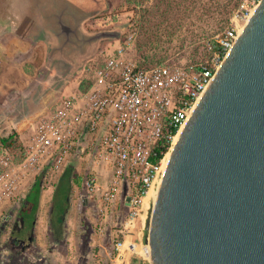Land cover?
<instances>
[{"label": "built area", "instance_id": "obj_1", "mask_svg": "<svg viewBox=\"0 0 264 264\" xmlns=\"http://www.w3.org/2000/svg\"><path fill=\"white\" fill-rule=\"evenodd\" d=\"M259 2L243 0L233 24L207 43L197 62L143 66L127 58L124 47L106 50L88 67L90 87L64 97L44 116L21 158L0 148V228L19 225L36 179L44 174L43 189L51 190L74 157L88 163L74 184L85 235L95 234L119 257L129 251L149 264V193L157 191L177 135Z\"/></svg>", "mask_w": 264, "mask_h": 264}, {"label": "water", "instance_id": "obj_2", "mask_svg": "<svg viewBox=\"0 0 264 264\" xmlns=\"http://www.w3.org/2000/svg\"><path fill=\"white\" fill-rule=\"evenodd\" d=\"M149 264H264V0L172 148Z\"/></svg>", "mask_w": 264, "mask_h": 264}, {"label": "rangeland", "instance_id": "obj_3", "mask_svg": "<svg viewBox=\"0 0 264 264\" xmlns=\"http://www.w3.org/2000/svg\"><path fill=\"white\" fill-rule=\"evenodd\" d=\"M75 1L88 2L89 7L97 4L96 0ZM242 1L98 0L99 10L87 25L90 34L98 37L92 43L91 56L81 63L83 72L79 73L58 58L50 62L52 70L39 68L45 55L42 51H48V48L43 45L48 46V36L41 38L39 46L34 45L37 46L36 51L32 44L31 53L26 51L27 53L22 54L19 51L22 46L17 47L16 39L9 35L11 26L17 28L15 22L9 19L11 12L15 11L17 6L15 0H0V139L12 133L15 122L27 120L25 127L21 128L20 132L17 131L18 142L13 149L16 156L21 154L20 145L24 146L29 142L34 128L44 116L53 112L64 97L73 93L61 94L65 86L62 82L67 77L79 76L81 85L87 90L90 87L87 79L88 67L101 62L108 49L124 47L125 56L143 66L167 61L175 63L199 61L206 55L207 43L233 24V18ZM73 40L77 41L78 49L87 44V37L82 34L79 37H73ZM10 60H19L17 62L25 66L26 72L13 66ZM50 71L55 75L52 76ZM71 88L77 91L75 85ZM87 165V161L75 160L73 157L55 187L48 191L43 189L37 215L39 227L33 236L34 250L39 252L34 261L35 264H43L42 255L48 254V242L53 236L51 214L54 196L62 175L69 169L74 182L70 192L68 212L72 209L75 212L72 216L73 221L77 218L82 220L80 217L82 213L79 212L81 209L74 202V184L77 177L83 176ZM150 215L151 210L145 231L146 236ZM15 225L9 226L7 230L0 228V252L3 254L2 259L0 257V264L13 263L9 262L11 258L9 259L8 256L17 252L10 242Z\"/></svg>", "mask_w": 264, "mask_h": 264}, {"label": "crops", "instance_id": "obj_4", "mask_svg": "<svg viewBox=\"0 0 264 264\" xmlns=\"http://www.w3.org/2000/svg\"><path fill=\"white\" fill-rule=\"evenodd\" d=\"M96 1V6L89 7L88 5L90 3H79L75 0H15L17 6L15 7V11L11 12L9 19L15 22L17 28H12L11 26L9 35L16 39L17 47L22 46L19 49L22 54L27 53L26 51L31 53L32 44L33 47H35L34 45L39 46L38 43L41 38L48 36V46L43 44L48 48V51H42L45 55L43 63L39 68L52 70L50 62L58 58L81 73L83 72V64L81 63H84L91 56L92 43L98 37L95 35L92 36L87 27L90 21L93 20L95 13L99 10L98 0ZM80 34L87 37V44L83 48L78 49L79 46H76L77 41H74L73 37H79ZM36 49L37 46L34 50L36 51ZM10 61L13 66L26 72L25 66H21V62H17L19 60ZM51 75L53 76L55 74L51 72ZM62 83L65 85L61 91L63 95L72 92L71 95H73L79 91H84L81 90L79 76L67 77ZM72 85L76 86L77 91L71 88ZM15 124V130L20 132L21 128L27 124V120L15 122ZM75 160L77 159L75 158ZM42 197L43 193L41 200ZM73 212L72 209L66 215V235L64 239L57 241L53 236L50 237L51 239H49L47 249L48 254L42 255L43 264H99L101 260L103 263L108 262L109 264H148L142 256H135L129 251L124 252L123 257L117 256L109 244L99 239L93 233H89L87 237L85 235L86 230L83 221L79 218L76 221L72 220ZM79 212L82 213L80 217L83 219L85 216L84 213L82 211ZM38 227V221L36 220L34 232L37 231ZM141 236L140 245L142 241L145 242L147 239L145 234ZM13 256L20 264H35L32 259L33 257L29 253L26 254L17 249V252L10 254L8 257Z\"/></svg>", "mask_w": 264, "mask_h": 264}, {"label": "trees", "instance_id": "obj_5", "mask_svg": "<svg viewBox=\"0 0 264 264\" xmlns=\"http://www.w3.org/2000/svg\"><path fill=\"white\" fill-rule=\"evenodd\" d=\"M81 90H86V88L81 85ZM17 135L18 133L14 129L8 136L2 137L0 139L1 147L14 149L18 142ZM20 148L22 150L21 154L18 155V158L22 157L24 151V146L20 145ZM43 178L44 174L39 176L32 185L25 199L23 207L19 212L20 224L16 226L14 232L10 237V242L13 247L15 249H18L20 252L31 254V257H33L32 259L34 261L36 259V256L39 255V252L34 250L35 246L33 240V232L40 208L41 196L43 193ZM73 182L74 179H72V174L69 169L62 175L60 179V185L54 196V204L51 214V228L53 238L57 241H62L66 235L65 219L70 204V192L73 187Z\"/></svg>", "mask_w": 264, "mask_h": 264}, {"label": "bare ground", "instance_id": "obj_6", "mask_svg": "<svg viewBox=\"0 0 264 264\" xmlns=\"http://www.w3.org/2000/svg\"><path fill=\"white\" fill-rule=\"evenodd\" d=\"M182 130H183V129H182ZM182 130H181V132L177 135V137H176V142H177V140L179 139V137H180V135H181V133H182ZM169 155H170V153L167 155V157H166V159H165V162H167V159H168ZM156 196H157V191L152 189V190L150 191V193H149V196H148L147 200H149V199L152 198V197H153V199H155Z\"/></svg>", "mask_w": 264, "mask_h": 264}]
</instances>
